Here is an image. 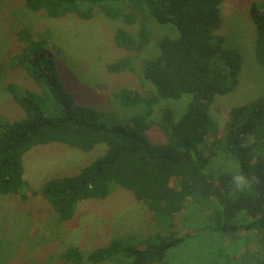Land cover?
I'll return each mask as SVG.
<instances>
[{
	"label": "trees",
	"instance_id": "16d2710c",
	"mask_svg": "<svg viewBox=\"0 0 264 264\" xmlns=\"http://www.w3.org/2000/svg\"><path fill=\"white\" fill-rule=\"evenodd\" d=\"M222 1L24 0L29 12L51 18L75 15L92 20L96 13H103L122 17L127 25L139 23V43L124 26L114 32V42L128 50L151 39L152 22L175 32L156 40V55L143 64L142 79L151 83L153 95L121 88L114 97L121 107L137 112L128 123L107 124L101 120V110L77 103L58 76L52 54L60 48L50 31L37 35L25 25L16 29L22 45L0 63V80L2 71L8 72L6 67L21 68L40 90L12 81L5 85L25 116L10 121L0 114V194L21 200L44 197L57 219L67 221L74 218L80 202L106 198L117 184L147 207L155 223V229L139 243L130 236H118L87 255L71 244L60 253L63 264H172L178 251L183 254L199 247L196 255H202L201 244H193L201 237L208 241L203 252L206 264H264V94L232 106L223 136L215 137L208 153L202 146L209 134L218 131L210 104L217 95L229 94L238 86L242 68L239 50L215 32L222 22ZM250 15L257 29L256 59L264 68V9L253 2ZM134 64L129 55L107 63L106 68L110 73L134 71ZM186 94L189 97L182 99ZM162 99L185 100L180 110L174 107L177 113L186 107L182 116L176 119L167 104L155 118L154 106ZM153 126L164 141L150 140L147 131ZM52 142L87 153L104 145L105 151L76 173L50 177L35 188L24 177L23 155L34 145ZM215 152L224 161L235 162L239 175L249 181L243 191L233 184L236 175L223 172L215 179L205 172ZM205 209L211 212L201 221ZM184 210V221L193 227L194 235L178 236L174 231L177 216ZM241 231H252L259 249L240 256L226 252L223 240L234 243ZM183 243L187 248L178 249ZM178 262L189 264L190 259L178 258Z\"/></svg>",
	"mask_w": 264,
	"mask_h": 264
},
{
	"label": "rangeland",
	"instance_id": "374dc122",
	"mask_svg": "<svg viewBox=\"0 0 264 264\" xmlns=\"http://www.w3.org/2000/svg\"><path fill=\"white\" fill-rule=\"evenodd\" d=\"M253 2L264 9V0H225L219 4L222 22L215 32L225 37L227 45L239 50L242 68L238 86L229 94L217 95L210 104V113L218 131L216 135L209 134L205 138L202 146H206L207 153L209 148L214 147L215 137L223 136L229 109L264 94V68L256 59L257 29L250 15ZM20 25L30 27L37 35L43 30L50 31V38L60 48L56 55L52 54L58 76L77 103L101 110V120L107 124L128 123L137 112L136 109L120 106L114 95L121 88L153 95L151 83L142 79L143 64L156 55V40L164 34H175L163 28L165 26L152 22L151 39L136 49L128 50L114 42V32L124 26L139 43V23L127 25L122 17L110 18L103 13H96L92 20H81L75 15L51 18L43 12H29L24 0H0V63L7 61V54L21 47L16 33ZM49 43V49L54 52ZM129 55L134 57V71H107V63ZM5 71L8 72L2 71L0 80V114L12 121L25 116V113L12 94L4 89L6 83L16 82L37 92L40 89L25 70L6 67ZM188 97L186 94L182 99ZM178 101L160 100L154 106L155 118L169 104L175 111V118L179 119L186 107L177 113L175 108L180 110L182 103H185V100L182 103ZM147 134L153 142L164 141L163 134L156 126L150 128ZM104 151V145L87 153L60 142L37 144L23 155L24 177L33 187L39 188L50 177L76 173ZM205 172L215 179L223 172L239 175L235 162L229 159L224 161L218 153L211 156ZM114 187L106 198L80 202L74 218L67 221L57 219V213L44 197L21 200L13 195L0 194V264H63L60 253L71 244L79 246L87 255L95 247L107 244L118 236H130L137 243L145 240L148 233L155 229L152 214L135 199L130 190L117 184ZM210 212V209H205L201 221H206ZM184 217H187L186 210L178 214L174 231L178 236L194 235L193 227L185 223ZM196 242L201 244L202 255H196L199 247L186 250L183 254L178 251V257L175 255L172 264H178V258L180 261L190 259L189 264H206L203 252L208 241L201 237L200 241L195 239L193 244ZM223 246L226 252L236 256L245 251L254 252L260 247L252 231H241L234 243L223 240ZM177 247L187 248L184 243ZM192 250L195 254H191Z\"/></svg>",
	"mask_w": 264,
	"mask_h": 264
},
{
	"label": "clouds",
	"instance_id": "9594fccd",
	"mask_svg": "<svg viewBox=\"0 0 264 264\" xmlns=\"http://www.w3.org/2000/svg\"><path fill=\"white\" fill-rule=\"evenodd\" d=\"M233 184L243 191L248 186L249 181L243 175H236L233 176Z\"/></svg>",
	"mask_w": 264,
	"mask_h": 264
}]
</instances>
